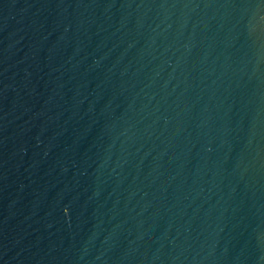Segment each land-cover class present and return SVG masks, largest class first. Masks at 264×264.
Wrapping results in <instances>:
<instances>
[{"label": "water", "instance_id": "1", "mask_svg": "<svg viewBox=\"0 0 264 264\" xmlns=\"http://www.w3.org/2000/svg\"><path fill=\"white\" fill-rule=\"evenodd\" d=\"M0 264H264V0H0Z\"/></svg>", "mask_w": 264, "mask_h": 264}]
</instances>
